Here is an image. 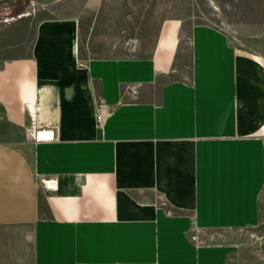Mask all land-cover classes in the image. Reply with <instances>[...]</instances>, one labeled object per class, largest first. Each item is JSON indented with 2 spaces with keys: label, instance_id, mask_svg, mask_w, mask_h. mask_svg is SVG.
I'll list each match as a JSON object with an SVG mask.
<instances>
[{
  "label": "crops",
  "instance_id": "0c3cea01",
  "mask_svg": "<svg viewBox=\"0 0 264 264\" xmlns=\"http://www.w3.org/2000/svg\"><path fill=\"white\" fill-rule=\"evenodd\" d=\"M101 1L0 26V264H236L264 222V0L86 56Z\"/></svg>",
  "mask_w": 264,
  "mask_h": 264
},
{
  "label": "rangeland",
  "instance_id": "374dc122",
  "mask_svg": "<svg viewBox=\"0 0 264 264\" xmlns=\"http://www.w3.org/2000/svg\"><path fill=\"white\" fill-rule=\"evenodd\" d=\"M47 1L0 0V26L21 14L33 15ZM243 11L238 0H102L82 26L81 48L86 56L147 54L166 19L188 16L192 22L230 25L243 18ZM229 237L242 239L237 243L243 250L240 264H264V222L257 228L231 231Z\"/></svg>",
  "mask_w": 264,
  "mask_h": 264
},
{
  "label": "built area",
  "instance_id": "2783aa9c",
  "mask_svg": "<svg viewBox=\"0 0 264 264\" xmlns=\"http://www.w3.org/2000/svg\"><path fill=\"white\" fill-rule=\"evenodd\" d=\"M12 1H15V0H12ZM13 18V17H12ZM103 102L102 101H98L96 103V108H97V112H96V120H97V123L99 125H102V122H103V118H104V112H103Z\"/></svg>",
  "mask_w": 264,
  "mask_h": 264
},
{
  "label": "bare ground",
  "instance_id": "6f19581e",
  "mask_svg": "<svg viewBox=\"0 0 264 264\" xmlns=\"http://www.w3.org/2000/svg\"><path fill=\"white\" fill-rule=\"evenodd\" d=\"M42 136H44V133H40V134H39V137H42Z\"/></svg>",
  "mask_w": 264,
  "mask_h": 264
}]
</instances>
